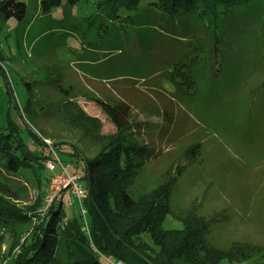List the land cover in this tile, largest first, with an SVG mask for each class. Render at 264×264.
I'll return each mask as SVG.
<instances>
[{"label":"rangeland","instance_id":"1","mask_svg":"<svg viewBox=\"0 0 264 264\" xmlns=\"http://www.w3.org/2000/svg\"><path fill=\"white\" fill-rule=\"evenodd\" d=\"M18 1L28 4L24 23L5 21L0 11V126L15 125L29 154L60 159L82 177L84 159L106 142L72 122L66 105L78 102L110 134L109 119L86 98L124 104L125 135L144 147L134 154L143 163L130 173L129 194L172 188L162 229L204 226L205 251L195 264H264V0L235 5L214 24L190 15L178 27L156 14L150 24L139 18L90 41L89 32L81 36L83 20L96 14L97 0L51 14L40 0ZM175 66L173 84L167 78ZM31 173L0 178V192L27 209L34 226L47 212ZM64 211L66 219H84L69 198ZM32 225L12 222L0 239L22 241ZM142 237L152 245L149 234ZM8 249L0 244V264H11ZM53 264H71L64 249Z\"/></svg>","mask_w":264,"mask_h":264},{"label":"trees","instance_id":"2","mask_svg":"<svg viewBox=\"0 0 264 264\" xmlns=\"http://www.w3.org/2000/svg\"><path fill=\"white\" fill-rule=\"evenodd\" d=\"M245 1L248 0H97L96 14L83 20L88 28L81 36L85 37L89 32L92 36L87 38L88 41L100 40L104 35L95 37L100 36L104 29L107 34L125 28L139 18L150 24L156 14L177 20L178 27L190 15L214 24L219 22L222 14H227L235 5L245 4L242 3ZM79 2L41 0L40 5L43 14H51L64 4L73 10ZM0 11L5 21L14 19L20 25L27 17L28 4L2 0ZM174 69L171 78L167 79L176 84L177 71L181 70L176 66ZM185 81L184 84L189 82ZM86 99L100 108L115 130L103 134L102 121L87 114L78 102L69 101L65 107L67 113L73 115L70 117L72 122L82 125L88 134L92 132L100 141L104 139L106 142L93 158L84 159L85 174L80 179L82 185L86 182V219H66L64 202H59L49 207L46 216L33 226V217L28 215V210L12 204L0 192V230L6 231L12 222L32 225L30 234L22 241L0 239V244H6L11 254L14 252V257H10L11 264H53L59 248L66 251L71 264H103V258H113L125 264H176V260L183 258L195 264L197 251H205L200 237L204 226L185 221L182 230L162 229V223L170 212L172 188L165 184L138 199L128 192L130 173L143 163L137 161L134 154L144 151V147L133 143L130 136L125 135L130 127L127 106L113 105L101 98ZM29 153L15 125L0 126V178H18L20 171L31 170L30 178L40 191L39 204L42 207L52 179L46 163L55 161V158ZM45 171L47 175H43ZM146 233L150 235L152 245L143 240L142 236ZM17 248L19 253L15 251Z\"/></svg>","mask_w":264,"mask_h":264},{"label":"built area","instance_id":"3","mask_svg":"<svg viewBox=\"0 0 264 264\" xmlns=\"http://www.w3.org/2000/svg\"><path fill=\"white\" fill-rule=\"evenodd\" d=\"M45 143L52 149L50 142L46 141ZM46 168L52 173V179L45 197V206L41 212H47L49 207L55 203L64 202L66 198H69L72 202L79 203L81 215L85 218L87 211L84 207V201L87 198V192L82 185L80 176L70 173L69 166L56 158L55 161H47ZM107 260L113 264H123L120 260L112 258H107Z\"/></svg>","mask_w":264,"mask_h":264},{"label":"crops","instance_id":"4","mask_svg":"<svg viewBox=\"0 0 264 264\" xmlns=\"http://www.w3.org/2000/svg\"><path fill=\"white\" fill-rule=\"evenodd\" d=\"M41 1V0H40Z\"/></svg>","mask_w":264,"mask_h":264}]
</instances>
